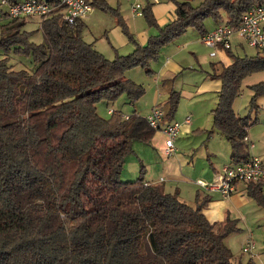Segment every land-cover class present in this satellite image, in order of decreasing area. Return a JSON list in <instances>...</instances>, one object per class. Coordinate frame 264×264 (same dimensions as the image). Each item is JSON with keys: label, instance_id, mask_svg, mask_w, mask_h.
<instances>
[{"label": "trees", "instance_id": "16d2710c", "mask_svg": "<svg viewBox=\"0 0 264 264\" xmlns=\"http://www.w3.org/2000/svg\"><path fill=\"white\" fill-rule=\"evenodd\" d=\"M14 3L19 0H7ZM51 1V0H49ZM173 20L159 25L147 0L143 16L156 33L145 44L134 41L122 16L106 0L94 6L111 11L133 44L127 54L108 59L82 37L84 23L60 22L54 12L34 31L23 18L0 25V264H257L234 256L225 238L239 227L226 219L218 225L203 202L181 200L159 183L119 178L133 144H148L156 132L133 111L102 117L97 103L125 95L134 104L142 84L125 76L131 68L159 59L161 48L192 27L202 35L204 20L226 16L237 26L242 14L264 0H171ZM7 13L0 9V16ZM29 56L32 72L14 69L8 53ZM212 73L221 81L212 128L230 145L231 163L248 156L243 142L250 119L233 108L243 79L264 71V51L236 56ZM174 79L171 78V81ZM254 105L264 95V81L251 86ZM179 92L171 88L165 119L171 120ZM256 106V105H255ZM164 108V107H163ZM104 139V145H100ZM248 195L264 210L261 181L246 184ZM264 244V242H263Z\"/></svg>", "mask_w": 264, "mask_h": 264}, {"label": "rangeland", "instance_id": "374dc122", "mask_svg": "<svg viewBox=\"0 0 264 264\" xmlns=\"http://www.w3.org/2000/svg\"><path fill=\"white\" fill-rule=\"evenodd\" d=\"M134 1L135 0H106L108 5L112 7L113 10L120 13L121 16L123 14L122 19L129 25L128 29L130 28L129 31L132 33L134 41L136 42L135 34L133 33L142 32L149 29L150 31H152V33H156V31L151 28L144 16L135 17L131 14L130 7L131 3H133ZM138 1L143 4L147 2V0ZM162 2H169V0H161V3ZM195 2H197V0ZM155 4L157 3H154V5ZM0 9L5 11V6H2L0 4ZM88 14H90L89 18L91 19L89 22H87L86 25H84L82 30V37L85 41L92 42L94 44V47L106 58L112 59L116 54H127L133 49L130 42L128 44L129 49H126L125 47H122L121 45H119V43H117V40L120 37L125 36L126 34L122 31L121 26L118 24L117 17L114 12L103 11L102 9L95 7L93 11ZM11 20L12 18L7 15L0 16V25L6 24ZM224 21H226V16L223 14L220 21H215L211 17H207L204 20V24H215L216 22ZM21 22L23 23V29L34 31V35L32 36V40L34 42L39 43L42 41V34L40 31H37V29H39L40 27L39 20L37 18L32 16L24 17ZM188 30L194 33L197 32L196 29L192 27H189ZM180 41L182 40H178L176 43H179ZM173 44L174 43L169 42L168 45H164L162 47V50L163 48L165 49L168 47L167 52H170L176 46V44L175 46ZM241 45L242 47L234 48L232 52L234 55L251 56L256 54V49L248 46L243 42L241 43ZM161 56L163 55H161L160 53V57ZM7 57L8 63L14 69H24L28 72H32L35 68L34 63L29 56L18 55L10 52L8 53ZM159 61L160 59L150 63L149 69H151L152 72L149 74L141 67L131 68L125 72L126 77L128 73L130 79L132 78L131 80L136 83L142 84L144 87V93L139 99H137L134 104H129L125 95H121L111 103H97L98 113L102 117H109L111 114L108 113V108L112 107L115 110H120L121 112L126 114H131L133 111H135L139 115L145 117L149 113L155 99L159 104H161L160 107H164L163 109L166 108L165 100L168 97L169 90L173 88V90L179 92L180 98L176 110L171 116L172 119L183 122L187 115L191 116L192 118L191 125H189L190 131L184 132L180 130L178 138L175 141L177 151L185 157H193L192 161L194 163L193 165L196 168L195 171H200L202 168H206L211 171L212 166H222V164L228 162L229 160L230 146L227 140L222 135H208V131L212 128L210 110L215 106L217 93L214 90L210 89L205 91L203 90L201 92L197 91L199 84L202 82L201 80L207 76V70L201 69L197 66L184 69L182 71V74L176 76L169 84L166 83L163 88V80H157L159 82H156V79H158L159 77L157 75V68L160 65ZM261 81H264V71L252 73L246 76L241 83L239 95L234 99L233 108L238 116H247L250 119V125L247 128V132L254 147L250 148L247 143L249 152L255 153L256 156L258 155L260 159H264V95L258 96L255 100L254 105L251 103V97L253 95V89L251 88V86ZM157 91L159 93H157ZM105 140L106 139L100 142V145L106 144L107 142L104 143ZM142 145L143 144L137 143L133 144V149L135 151L131 152L126 158L124 168L119 175L120 180L133 181L140 176V174L137 173L139 175H133L135 177H128L127 167H129V161L132 158L136 160H138V158L140 159L137 154H140L139 151L141 149L143 150L142 154L145 161H154L158 158L157 154L155 155V151L151 150L147 146ZM135 147L141 148L140 150H136ZM158 155L163 159H166V155L163 156L161 153ZM210 162H212V165ZM145 175H147V172H144V176ZM190 178H201L204 180L205 176L195 175L191 176ZM252 205L254 209H257V211L256 214L246 213L248 215L246 216L248 223L247 228L231 234V236L234 237L233 246H236L237 251L239 250L242 242L244 241L245 243L248 238H251L256 244V249L254 252L264 251V221L261 219H256L258 215H264V211L258 208L254 201L252 202ZM237 226L239 227L238 222ZM249 256L250 255L245 253L243 254L242 258ZM256 262L259 263L260 259H257ZM261 263H264V261L261 260Z\"/></svg>", "mask_w": 264, "mask_h": 264}, {"label": "crops", "instance_id": "0c3cea01", "mask_svg": "<svg viewBox=\"0 0 264 264\" xmlns=\"http://www.w3.org/2000/svg\"><path fill=\"white\" fill-rule=\"evenodd\" d=\"M174 8H175V5L173 4L172 1L169 0V2L161 3V0H160L159 3L152 6L151 10L153 12V15L157 23L162 26L165 23L174 19L175 17ZM89 17H90V14H88L85 18L82 19L84 25H86L87 22L90 21L91 18ZM225 22L226 21L216 22L215 24L208 23L204 25V27L207 32L215 28L217 25L221 23H225ZM114 29H117V28H114ZM133 34H135L136 42L142 45L146 43L148 37L154 33H152V31H150L149 29V30H145L142 32H136ZM178 40H182V41H180L179 43H176ZM117 41L119 45H121L122 47H125L126 49H129V45H128L129 41L126 38V36L120 37ZM170 43H174L173 44L174 46L176 44L173 50H171L170 52H167L168 47L165 49L163 48V50L161 48L162 52L160 50V53L163 56L161 57L159 56L160 65L157 68L158 69L157 75L159 77L158 79H156V82L163 80L162 87L164 88L166 83L169 84L171 82V78L173 77L175 78L179 74H182V71L184 69L197 66V67H200L201 69L207 70L206 72L207 76L201 80L202 82L199 84L197 91L201 92L203 90L205 91V90L210 89V90H214L217 93V91L221 87V81L218 78H214L212 76V73L216 72L222 64L227 65L231 62V57L228 54V50L218 51L215 56H210L209 49L201 41V34L199 33V31L194 33L192 31H189L188 28L182 35L178 36ZM241 43L242 42L237 37H234L232 48L230 49V51L233 52L234 48L242 47ZM131 47H133L132 43H131ZM127 78L130 79V76L128 73H127ZM157 93L159 92L157 91ZM156 104L161 106V104H159L157 100L155 99L154 103L151 106V109ZM108 109H114V108L109 107ZM123 114H126V113H123ZM126 115H130V114H126ZM189 117H190L189 123H183L181 131H184V132L190 131L189 125H191L192 118L191 116ZM216 134L218 133L213 132L211 135H216ZM247 136L250 141L251 138L248 132H247ZM176 139L174 140V145H176L175 143ZM163 142H164V135L159 131H156L154 133L153 137L151 138L148 144L141 143V142H135L137 144H143L142 146H147L151 150L155 151L156 152L155 155L157 154L158 158L155 159L154 161H145L143 158L144 156L142 154L143 150L142 149L140 150L141 147H135L136 150H140L139 151L140 154H137L140 157V159L138 158V160H136L132 158L129 161V167H127L128 177H135L133 175L137 173L140 174V169L142 168L143 174L141 173L142 175L141 177L144 182L159 183L163 186L166 192H171V193L176 192L179 198L186 203L194 204L196 201L203 202V211L210 221L215 222L218 225H221L228 218L230 220H235L236 224L238 222L240 231H242L243 229H246L248 226L247 218H246V216H248L247 214L248 213L256 214V211H257V209H254L252 205V202H253L252 198L247 193L246 183H238L236 185L235 191L230 196L223 197L221 193L218 191H207L203 189L202 187H200L196 183V180L201 179V178H196V179L190 178L191 176L202 175V176H205L204 180L212 181L217 176L222 166L231 163L230 156H229L228 162L222 164V166H216V167L212 166L211 171L206 168H202L200 171H195L196 168L193 165L194 163L192 161L193 157L188 158V157L181 155L177 151L176 146H175L176 151L172 155L170 156L166 155V159H163L162 157H160L158 155L160 153L163 156H165V154L163 153V146H164ZM133 151L135 150L133 149ZM248 153L249 155L255 154V153H250L249 149H248ZM261 160L264 166V159H261ZM210 163L212 165V162ZM144 172H147V175L144 176ZM256 219L257 220L261 219L264 221V215L263 214L258 215ZM231 234L226 236L224 240L225 244L230 249V251L234 254V256H237V257L240 256L242 258L243 254H245L242 252V245L244 241L242 242L239 250L237 251L236 246H233L234 237L231 236ZM254 251L252 253H248V255L250 256L244 257L242 258V260L245 261L248 258H252L256 262L257 259H260V262L259 263L256 262V263L264 264V263H261V260L264 261V251H259V252H254Z\"/></svg>", "mask_w": 264, "mask_h": 264}, {"label": "built area", "instance_id": "2783aa9c", "mask_svg": "<svg viewBox=\"0 0 264 264\" xmlns=\"http://www.w3.org/2000/svg\"><path fill=\"white\" fill-rule=\"evenodd\" d=\"M95 0H19L9 3L7 0H0L5 6L7 16L12 19L35 17L41 25L42 20L56 12L59 20L67 25H73L78 20L85 18L94 8ZM158 3L160 0H150ZM143 3L135 0L131 3L130 12L133 16H143ZM237 37L248 46L264 51V3L255 5L245 11L237 26L227 22L217 25L210 31L201 35L202 43L209 49V55L215 56L218 51H227L232 47V40ZM108 109V113H113ZM128 115H122L128 119ZM148 125L155 131L164 135L163 153L172 155L176 151L174 140L178 137L183 123H189L187 116L183 122L166 120L165 111L156 104L145 116ZM243 142L253 147L247 135ZM261 181L264 187V166L262 160L256 155H249L245 160L238 163H230L222 166L217 176L212 181L197 179L196 183L207 191H218L223 197L230 196L236 189L238 183H249ZM256 248L255 242L248 238L242 246L243 253H252Z\"/></svg>", "mask_w": 264, "mask_h": 264}]
</instances>
